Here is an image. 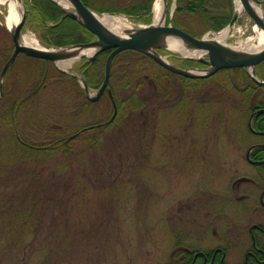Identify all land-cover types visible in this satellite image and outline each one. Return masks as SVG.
<instances>
[{"label": "rangeland", "instance_id": "374dc122", "mask_svg": "<svg viewBox=\"0 0 264 264\" xmlns=\"http://www.w3.org/2000/svg\"><path fill=\"white\" fill-rule=\"evenodd\" d=\"M168 2L169 11L186 5ZM25 4L23 33L49 45L40 36L35 1ZM5 12L0 3V49L11 52ZM130 15L143 24L153 20V10ZM232 33L229 43L251 33L247 15ZM167 54L172 63H184L182 52ZM114 65L116 101H124L125 111L131 100L146 106L128 109L103 129L89 127L113 117L107 91L99 100L86 99L78 81L51 61L20 54L11 66L9 92L0 101V264H182L184 248L220 245L242 217L233 180L248 169L249 144L260 140L248 133L252 97L242 91L252 80L239 82L240 91L229 89L238 78L231 69L185 90L176 80L162 86L164 68L140 53L124 54ZM83 128L70 148L75 156L31 149ZM244 246L232 251L231 262L243 259Z\"/></svg>", "mask_w": 264, "mask_h": 264}, {"label": "water", "instance_id": "95a60500", "mask_svg": "<svg viewBox=\"0 0 264 264\" xmlns=\"http://www.w3.org/2000/svg\"><path fill=\"white\" fill-rule=\"evenodd\" d=\"M22 1L24 4V10L21 20L16 25L15 29L11 31L15 47L0 73V98L3 95L4 78L6 73L19 53L51 60L57 64V61L59 60L67 59L72 56H78L81 50H93L92 54L88 55L84 53L79 55L80 59L86 58V61L80 67L79 76L78 74H75L82 81L85 94L90 100H98L101 97L109 83L114 58L120 52L129 49L148 54L164 67L188 77H207L223 68L244 67L258 83L264 84V80L259 79L256 75V66L264 61V47L260 51L252 52L238 50L216 39L206 38V35L202 37L195 36L176 26L172 21H170L169 24H154L151 22L138 28L131 29L126 36H121L107 28L96 16L93 9L87 6L82 0H67L71 4L72 9L66 8L58 0L53 1L60 4L64 8L65 15L63 18L69 16L77 20L85 28L94 33L96 38L89 42L72 44L58 49H40L28 46L23 44L21 41L22 29L27 16L26 4L24 0ZM240 1L246 8L248 14L258 24V26L264 30V16L260 15L255 8V4H262L264 3V0ZM236 10L237 9H235L233 19L231 20L229 26H233L239 17ZM169 37L180 40L189 49L203 50L204 54L202 56L195 57L185 55V57L195 59L207 64L208 66L206 68H184L168 61L159 53L158 49H170L166 41ZM109 49L111 52L106 61L103 84L97 94L92 95L88 82L82 73V68L87 63L92 62L100 52ZM60 69L64 71V69ZM263 111L264 108L259 109L257 113Z\"/></svg>", "mask_w": 264, "mask_h": 264}, {"label": "trees", "instance_id": "16d2710c", "mask_svg": "<svg viewBox=\"0 0 264 264\" xmlns=\"http://www.w3.org/2000/svg\"><path fill=\"white\" fill-rule=\"evenodd\" d=\"M35 4L32 6H35L33 9L38 13L39 19L41 21V27L42 31L41 38L44 42L51 46H66L69 44H78L82 42H87L92 40L95 35L89 31L87 28H85L82 24H80L77 20L71 18V17H65L63 20H61L64 9L55 3L52 0H34ZM85 4L88 6L98 10V11H109V12H123L128 14H136L141 12H146L147 15L151 13L152 9V0L146 1V0H129L128 2H124V0H83ZM186 5L184 7H179L174 14L173 21L174 23L193 33L194 35L200 36L203 32L208 31L210 29L213 30H220L224 28L232 19L233 13H234V6H233V0H185ZM184 2V0H178V3L181 4ZM61 20V21H60ZM54 23V25H50L49 23ZM12 52V51H11ZM11 52L6 50L5 48L0 49V55L4 56L3 64L7 61L9 58ZM136 51L134 50H127L124 51L115 58L113 65L117 61V59L124 54H130L134 53ZM138 53V52H136ZM109 54V50L103 51L99 53L96 57V59L87 64L84 67V73L87 77L88 83L92 87H98L103 82L104 78V68L107 56ZM29 57V56H28ZM31 59L37 60L39 62L47 63L48 61L45 59L40 58H34L29 57ZM182 65H202L201 63L192 60V59H184V63ZM47 67V66H46ZM264 67V62H262L258 68H257V74L261 78H264V73L261 71L259 72V68ZM10 70V69H9ZM165 72L163 75H159V78H161V85L169 84L174 85L175 80L176 85L177 83H180V87L183 89H188V85L191 84V86H195V88H201L205 82L216 76V74L205 77V78H190L178 73H175L171 70L164 69ZM229 70V69H226ZM236 72V76L241 79L240 82L241 85H244V78L251 79L253 82V85L257 86V83L253 80V78L248 74V72L243 67H237L234 68ZM46 70L44 69L43 74L41 75L40 81L36 85L34 91L39 89L41 86L42 81L44 80L46 76ZM9 73V71H8ZM62 73V72H60ZM64 74V73H63ZM8 75V74H7ZM67 75V74H64ZM70 77V75H67ZM72 78V77H71ZM75 79V78H74ZM7 77L4 81V94L0 101L4 98L5 94L9 92V89L7 87L6 83ZM76 80V79H75ZM77 81V80H76ZM169 82V83H168ZM35 93V92H33ZM243 97L250 98V95L245 96L243 92ZM243 98V99H244ZM118 104V110L120 111L118 118L114 119L113 121H107L103 123L100 126H94V128L101 127V129L113 126V124H116L117 121L120 119L121 114H125L128 109H130L132 112H137L140 109H142L144 106H146V103H137L130 101V106L127 107L126 111L124 110V101L120 100L117 102ZM16 104H14L11 108V111L15 110ZM127 113V112H126ZM119 122V121H118ZM86 130L85 128L78 131L76 134L71 135H64L62 137L54 139L49 144H46V147H31L34 153L37 155L42 154H68V155H74L71 152V145L72 142H74L75 135L80 133L81 131ZM89 130V129H88ZM65 149V151H64ZM75 156V155H74ZM63 185V181H60ZM72 185L70 182L67 183V188H71Z\"/></svg>", "mask_w": 264, "mask_h": 264}, {"label": "flooded vegetation", "instance_id": "af4514ba", "mask_svg": "<svg viewBox=\"0 0 264 264\" xmlns=\"http://www.w3.org/2000/svg\"><path fill=\"white\" fill-rule=\"evenodd\" d=\"M235 81L237 86L232 87L230 84L228 88L237 92L235 89L240 91L241 79L237 78ZM110 89L109 87L107 91L111 98L114 92L111 89V93ZM258 89H263L262 96L255 95ZM242 91L245 96L252 97L250 106L245 110L248 133L260 139L250 143L246 149L244 160L248 169L238 173L233 180V188L238 193L235 200L239 203L242 217L230 228L224 239L226 243L211 248H184L181 252L183 255L179 258L182 264H264V111L257 113L264 108V85L249 83ZM242 243L245 244L242 250L243 259L240 262H231L232 251L240 248Z\"/></svg>", "mask_w": 264, "mask_h": 264}, {"label": "bare ground", "instance_id": "6f19581e", "mask_svg": "<svg viewBox=\"0 0 264 264\" xmlns=\"http://www.w3.org/2000/svg\"><path fill=\"white\" fill-rule=\"evenodd\" d=\"M63 6L68 9H72L71 4L67 0H58ZM1 4L6 5L5 12V25L9 30H14L16 25L20 22L22 13L24 10V4L22 0H0ZM236 11L239 17L247 15V23L251 27V33L246 36L245 39H238L233 43H229L228 39L233 37L232 26H228L219 32H211L207 34L206 38L216 39L224 44L229 45L232 48L242 50V51H260L264 47V30L258 26V24L253 20V18L248 14L246 8L241 3L240 0H235ZM257 12L264 16V3L255 4ZM175 9V4L171 7L173 11ZM168 0H156L153 6V23L154 24H164L168 20ZM99 20L111 31L118 35L126 36L131 29L143 26V24L134 22L128 17L119 14H110L108 12L99 13L94 11ZM212 35V36H211ZM23 44L28 46L40 48V49H54L50 48L48 45L44 44L34 33L27 32L22 33ZM168 47L171 50L182 52L184 55L199 57L204 54L203 50L199 49H189L180 40L169 37L166 39ZM92 54L93 50H81L79 55L82 54ZM72 56L67 59H62L57 61V65L67 71H72L74 63L80 56Z\"/></svg>", "mask_w": 264, "mask_h": 264}]
</instances>
